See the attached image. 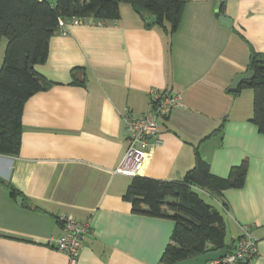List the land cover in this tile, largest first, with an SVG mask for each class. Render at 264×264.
<instances>
[{"label":"crops","instance_id":"0c3cea01","mask_svg":"<svg viewBox=\"0 0 264 264\" xmlns=\"http://www.w3.org/2000/svg\"><path fill=\"white\" fill-rule=\"evenodd\" d=\"M86 20L51 37L35 66L49 85L25 104L20 152L0 154V264H67L51 240L62 216L89 225L78 264H160L175 223L133 213L123 197L132 176L116 173L129 144L122 114L152 110V89L182 99L160 119L161 143L139 175L180 180L196 150L220 177L247 160L244 186L201 191L222 211L228 242L247 227L258 246L250 264H264V134L251 122L252 90L228 91L252 52L264 53V0H188L173 33L129 4L118 19Z\"/></svg>","mask_w":264,"mask_h":264},{"label":"trees","instance_id":"16d2710c","mask_svg":"<svg viewBox=\"0 0 264 264\" xmlns=\"http://www.w3.org/2000/svg\"><path fill=\"white\" fill-rule=\"evenodd\" d=\"M188 0H0V40L7 39L0 65V154L17 155L23 133L26 102L49 82L35 66L46 61L51 37L58 32L59 19L115 20L122 4H129L139 15H153L147 26L176 31ZM79 68L73 69V74ZM249 70L252 79L238 91L253 92L251 122L264 134V53L253 51ZM207 137L220 134L223 123ZM248 161L233 166L227 177L214 175L199 150L195 164L180 180H162L136 175L124 194L132 212L150 217L168 218L175 225L160 264H174L207 251L228 249L236 239L227 240V226L222 211L208 203L201 190L219 197L222 190L244 186ZM12 196L16 189L10 186Z\"/></svg>","mask_w":264,"mask_h":264},{"label":"built area","instance_id":"2783aa9c","mask_svg":"<svg viewBox=\"0 0 264 264\" xmlns=\"http://www.w3.org/2000/svg\"><path fill=\"white\" fill-rule=\"evenodd\" d=\"M84 22H87V20L73 18L66 21L60 18L58 32L66 34L70 24ZM150 93L154 98L152 110L142 116H136L130 110L122 114L129 144L121 163L116 168V173L132 177L141 173L148 155V146L161 143L159 136L160 119L169 116L172 110L181 103L182 97L179 94L159 93L155 89H152ZM60 221L63 225V233L51 239L52 244L58 251L65 254L67 264H78V258L89 231V225L67 216H62ZM257 253L256 238L247 227H243L232 251L222 258L209 261L206 264H250Z\"/></svg>","mask_w":264,"mask_h":264},{"label":"water","instance_id":"95a60500","mask_svg":"<svg viewBox=\"0 0 264 264\" xmlns=\"http://www.w3.org/2000/svg\"><path fill=\"white\" fill-rule=\"evenodd\" d=\"M217 15L219 16L220 20L223 23H225L227 26L231 25L230 17L220 16L219 13H217ZM253 75L254 72L252 70H249L246 73L238 74L234 78L232 85L229 87L228 91H234V92L237 91L239 89L240 84L244 81L252 79ZM20 200H22L21 197L19 201ZM227 253H228V249L226 248L215 251H207L195 257L177 261L174 264H206L209 261L216 260L226 256Z\"/></svg>","mask_w":264,"mask_h":264},{"label":"rangeland","instance_id":"374dc122","mask_svg":"<svg viewBox=\"0 0 264 264\" xmlns=\"http://www.w3.org/2000/svg\"><path fill=\"white\" fill-rule=\"evenodd\" d=\"M123 5H127V4H123ZM4 40H6V44H7V39H6V38H3L2 41H4ZM5 47H6V45H5ZM3 50L5 51V49H4V45H3V43L1 42V43H0V53H1V54L4 53ZM201 196H203V198H204L208 203H210V204H214V201H213L209 196H207L206 194L202 193ZM227 238H228V240H229V239H230V235H227Z\"/></svg>","mask_w":264,"mask_h":264}]
</instances>
